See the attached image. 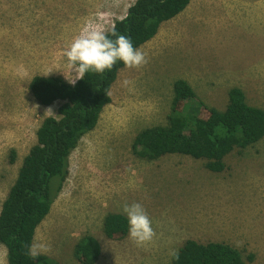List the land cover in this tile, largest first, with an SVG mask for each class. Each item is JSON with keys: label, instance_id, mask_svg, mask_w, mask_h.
<instances>
[{"label": "rangeland", "instance_id": "rangeland-1", "mask_svg": "<svg viewBox=\"0 0 264 264\" xmlns=\"http://www.w3.org/2000/svg\"><path fill=\"white\" fill-rule=\"evenodd\" d=\"M134 1L0 0V208L37 128L58 106L36 102L31 78L73 79L63 55L73 38L87 25L107 31ZM263 3L190 0L138 47L146 63L117 71L110 103L69 154L67 178L35 229L32 244L48 249L40 254L57 264H84L74 246L91 234L101 246L93 264H170V251L187 239L223 241L241 250L245 264H264V137L228 153L221 172L189 155L146 160L132 150L138 131L168 123L180 78L207 106L223 110L228 89L238 86L248 104L264 109V12L256 6L264 10ZM125 78L131 89L121 85ZM133 202L155 233L142 246L128 234L109 239L102 231L108 212L124 214L122 205ZM0 264H7L2 244Z\"/></svg>", "mask_w": 264, "mask_h": 264}, {"label": "trees", "instance_id": "trees-1", "mask_svg": "<svg viewBox=\"0 0 264 264\" xmlns=\"http://www.w3.org/2000/svg\"><path fill=\"white\" fill-rule=\"evenodd\" d=\"M190 0H135L126 15L114 21L121 35L129 36L138 48L150 40L161 23L168 21ZM124 65L117 61L102 75L88 72L83 79L69 84L59 76H33L28 84L31 95L41 105L58 102L56 114L46 116L37 128L36 141L23 157L17 176L0 208V244L6 248L7 264H57L51 257L29 255L37 225L49 213L52 202L68 175V157L78 140L92 130L100 112L110 103V87L117 71ZM264 137V109L248 104L238 86L228 89L223 110L196 99L185 79L173 82V99L166 125L141 129L132 142L136 156L153 160L177 153L205 160L212 172L225 169L224 157L232 150L244 149ZM16 152L10 151V162ZM55 179V180H54ZM52 180H54L52 182ZM102 231L109 239L127 234L124 214L108 212ZM177 259L170 264H245L241 250L223 241L199 242L187 239L177 249ZM101 253L98 240L83 235L74 246V255L84 264H93ZM247 261L253 260L248 254Z\"/></svg>", "mask_w": 264, "mask_h": 264}, {"label": "clouds", "instance_id": "clouds-1", "mask_svg": "<svg viewBox=\"0 0 264 264\" xmlns=\"http://www.w3.org/2000/svg\"><path fill=\"white\" fill-rule=\"evenodd\" d=\"M63 55L68 74L74 76L73 79H68L64 75L69 84L83 79L88 72L102 75L106 71H111L117 61L121 62L125 68L133 69L146 63L145 54L139 48H134L131 38L119 34L114 26L110 31L92 25L83 27ZM121 85L131 89L133 82L125 78L121 81ZM121 210L126 217L130 241L137 246H142L153 239L155 233L152 222L140 203H125ZM47 250V246L42 243L29 245V255L33 259L40 252ZM178 255L177 250L170 251L173 259H177Z\"/></svg>", "mask_w": 264, "mask_h": 264}, {"label": "crops", "instance_id": "crops-1", "mask_svg": "<svg viewBox=\"0 0 264 264\" xmlns=\"http://www.w3.org/2000/svg\"><path fill=\"white\" fill-rule=\"evenodd\" d=\"M245 1H247V2H254L255 0H245ZM254 6H255V5H254ZM256 6L259 8V9H258V12H264V10H261L262 5H260V4H256ZM263 6H264V3H263Z\"/></svg>", "mask_w": 264, "mask_h": 264}, {"label": "bare ground", "instance_id": "bare-ground-1", "mask_svg": "<svg viewBox=\"0 0 264 264\" xmlns=\"http://www.w3.org/2000/svg\"><path fill=\"white\" fill-rule=\"evenodd\" d=\"M42 4V3H41ZM45 5V4H44ZM38 226V225H37ZM7 260V259H6Z\"/></svg>", "mask_w": 264, "mask_h": 264}]
</instances>
